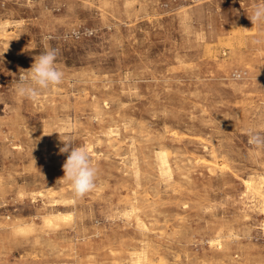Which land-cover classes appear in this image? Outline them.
I'll use <instances>...</instances> for the list:
<instances>
[{"label":"rangeland","instance_id":"rangeland-1","mask_svg":"<svg viewBox=\"0 0 264 264\" xmlns=\"http://www.w3.org/2000/svg\"><path fill=\"white\" fill-rule=\"evenodd\" d=\"M262 3L0 0V264H264ZM46 48L62 83L19 97Z\"/></svg>","mask_w":264,"mask_h":264},{"label":"clouds","instance_id":"clouds-1","mask_svg":"<svg viewBox=\"0 0 264 264\" xmlns=\"http://www.w3.org/2000/svg\"><path fill=\"white\" fill-rule=\"evenodd\" d=\"M253 25L264 23V3L256 5L248 16ZM58 50L46 48L27 70H22L15 88L21 98L35 100L44 90L59 86L64 73L56 67ZM248 143L255 148H264V133L249 129ZM59 154L67 153L62 165L64 175L60 178L71 185L76 197H83L95 188L97 168L92 164L89 149L86 145L74 146L73 141L63 139Z\"/></svg>","mask_w":264,"mask_h":264},{"label":"bare ground","instance_id":"bare-ground-1","mask_svg":"<svg viewBox=\"0 0 264 264\" xmlns=\"http://www.w3.org/2000/svg\"><path fill=\"white\" fill-rule=\"evenodd\" d=\"M61 214V213H60Z\"/></svg>","mask_w":264,"mask_h":264}]
</instances>
